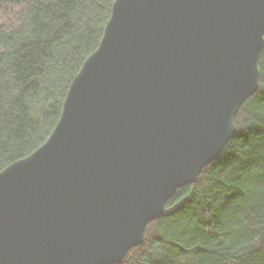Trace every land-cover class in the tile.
Returning a JSON list of instances; mask_svg holds the SVG:
<instances>
[{
  "label": "water",
  "instance_id": "1",
  "mask_svg": "<svg viewBox=\"0 0 264 264\" xmlns=\"http://www.w3.org/2000/svg\"><path fill=\"white\" fill-rule=\"evenodd\" d=\"M264 0H115L48 139L0 172V264H119L260 88Z\"/></svg>",
  "mask_w": 264,
  "mask_h": 264
},
{
  "label": "trees",
  "instance_id": "2",
  "mask_svg": "<svg viewBox=\"0 0 264 264\" xmlns=\"http://www.w3.org/2000/svg\"><path fill=\"white\" fill-rule=\"evenodd\" d=\"M114 1L0 0V172L48 139ZM259 63L235 136L120 264H264V49Z\"/></svg>",
  "mask_w": 264,
  "mask_h": 264
},
{
  "label": "rangeland",
  "instance_id": "3",
  "mask_svg": "<svg viewBox=\"0 0 264 264\" xmlns=\"http://www.w3.org/2000/svg\"><path fill=\"white\" fill-rule=\"evenodd\" d=\"M259 64H260V63H259ZM259 67H260V65H259ZM260 74H261V72H260ZM252 97H253V96H252ZM250 98H251V97H250ZM230 141H231V140H230ZM196 183H197V182H196ZM194 184H195V183H194ZM167 203H168V202H167ZM165 214H166V211H165L164 215H165ZM164 215H163V216H164ZM163 216H162V217H163ZM160 218H161V217H160ZM160 218H159V219H160ZM157 220H158V219H157ZM155 221H156V220H155ZM155 221H153V222H155ZM153 222H151V223H153ZM151 223H149V225H150ZM149 225H148V226H149ZM148 226H147V228H148ZM146 232H147V229H146V231H145L144 242H145V239H146ZM143 244H144V243H143ZM143 244H142V245H143ZM140 246H141V245H140ZM137 247H138V246H137ZM134 248H136V247H134ZM132 249H133V248H132ZM132 249H131V250H132ZM131 250H130V251H131ZM130 251H129V252H130ZM128 254H129V253H128ZM121 263H122V262H121ZM119 264H120V263H119Z\"/></svg>",
  "mask_w": 264,
  "mask_h": 264
}]
</instances>
